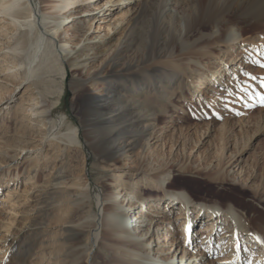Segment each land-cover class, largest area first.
<instances>
[{"label":"rangeland","instance_id":"1","mask_svg":"<svg viewBox=\"0 0 264 264\" xmlns=\"http://www.w3.org/2000/svg\"><path fill=\"white\" fill-rule=\"evenodd\" d=\"M10 1L0 0V264L82 263L83 251L91 245L78 224L87 215L94 218L101 198L112 193L131 210L132 224L138 223L135 215L145 202L156 201L150 212L170 233H158L156 224L146 235L149 242L165 243L168 236L170 242L180 240L172 250L181 240L186 243L191 231L198 229L200 238L209 235L208 217L189 228L193 208L187 214L183 208L167 211L170 195L158 179L208 205L221 200L201 190L224 172L254 189L241 194L243 202L259 192L256 201L263 206L264 18L251 14L253 0H226V18L243 28L238 42L227 40L226 25L218 33L205 25L198 8L202 0H172L180 6L178 16L169 18L161 13L167 0H20L23 6L16 10L22 13L14 15L6 11ZM36 6L42 26L53 28L63 21L61 43L79 55L74 64L61 60L57 45L44 42L37 49L35 10L31 13ZM109 6L108 18L99 19ZM254 22L259 27L252 29ZM88 37L100 38L99 47L83 50ZM141 85L150 87L143 101L157 114L156 137L114 153L116 143L130 140L132 132L125 127L130 116L120 115L111 127L99 118L97 96L107 95L108 87L120 102L110 108L118 109L136 97ZM67 91L70 113L64 102ZM42 105L52 108L53 124L62 119V142L43 138L35 113ZM235 203L246 211L243 203ZM145 215L147 222L150 213ZM262 223L264 218H257V226ZM215 228L214 242L209 245L206 237L197 248L186 244L178 248L177 259L191 251L199 264H226L228 254L219 250L231 247L230 236L216 234ZM104 241L91 264L112 256L102 248Z\"/></svg>","mask_w":264,"mask_h":264},{"label":"bare ground","instance_id":"2","mask_svg":"<svg viewBox=\"0 0 264 264\" xmlns=\"http://www.w3.org/2000/svg\"><path fill=\"white\" fill-rule=\"evenodd\" d=\"M27 1L29 2V0ZM226 3V0H202L198 4V8L201 14L204 16L203 22L206 23V26L216 28L218 33L219 27L226 25L229 31V37L227 40L238 42V40L243 35V28L236 27V25H234L233 19L226 18V14H228L229 11V8H227L228 4ZM116 4L118 7L122 5V3L119 1ZM22 6L23 3H21L20 0H12L10 1V5L7 7L6 11L8 13H12L13 15L20 14V12L22 13V10H16V8H21ZM179 6L180 5L174 3L172 0H167L164 8L161 10V13L165 17H177V8ZM250 6V12L254 17H257L256 19L264 18V0H253ZM111 9L112 7L110 6L105 8L99 19L106 20V18H108L107 16L112 11ZM34 10L35 13L32 15L34 16L33 28L36 29L39 34L38 43L36 46L37 49L40 50L44 45V42L50 43L55 48L57 45V47H59L58 55L61 60L70 65L74 64L76 60L79 59V55L75 54L76 52H74L73 49L70 50L65 44L61 43L60 38L62 32L60 31V27L63 24V21H58L57 25L55 27L53 26V28H49L46 25L42 26L40 23V18H38L37 14V6L35 9L31 10V13ZM93 18L94 17H92V19ZM181 22L183 35L186 33V23L183 22V20ZM116 23H111L113 28L117 25ZM256 23L257 22H254L251 27L252 29L259 27V25ZM115 29L118 30V27ZM108 41L109 39L107 42ZM99 43L100 38L99 40H96L92 37H88L86 44L82 49L84 50L86 47L97 48L100 45ZM35 54L37 53L35 52ZM222 73L223 71L220 72V76ZM112 74L114 76L118 75L115 69L113 70ZM171 84L172 82L170 85ZM139 88L140 89L138 90L136 97L132 98L133 100L131 99V101L129 100L130 102L127 99L124 100V103L119 105L118 109L110 108L114 103L120 102L117 100V98H115V95H109L110 92L108 87L105 89L107 91V95L97 96L98 102L101 106L100 112L98 114L99 118L101 117V119H103L104 117L111 127L115 126L118 119L121 118L120 115L130 116V118L125 121L127 122L125 125L127 132H132L130 140L127 143H124L125 145H123V142L125 141L116 143L112 150L114 153L121 152L126 148L132 147L135 142L143 138H146V140L149 141L150 139L156 137L154 129L157 126V114L151 110V107L144 104L143 101V98L149 93L150 87L141 85ZM70 108L72 111V104L70 105ZM35 113L37 114L38 121L36 124L44 127L43 138L50 139L51 141L58 143L62 142L63 134L59 131V124L62 123V119L58 124H53V122L50 120L52 108L43 107L42 109L40 107L35 111ZM94 149H92L93 152ZM97 151L98 154H101L103 158H111L109 155L110 153L107 154L106 152L100 151L99 149H97L96 152ZM212 175L213 174L211 172H207L208 177H212ZM177 179L180 178L178 177ZM181 179H183V177ZM211 179H215V182L209 183V185H207L205 188L201 187L204 188L201 191L209 192L212 195H215L216 198L221 200V202H214L213 204L208 205L197 204L189 197L186 192H176L170 188V185L167 184L165 186L166 181L164 179H158L157 182L163 189H165L166 193L170 195L167 211H172L174 208L180 209L181 211L183 208V213H181L187 214L186 209L189 207L192 210L193 208V213L196 215L191 216L192 222L191 225H189V228L191 227L196 229V227L203 221H206L205 218L208 217L209 221H211V225L209 224V227H211L207 228L206 230L210 231L211 235H205L200 238L198 236L200 235L198 229L195 234L191 231V234L186 239V243L184 240H181L178 247H175L172 250L170 248L174 247V243L176 244L180 240L173 239V241L170 242L172 237L168 236L166 237L167 242L165 243H162L160 239L156 240V238H154L153 242H149V240L146 238V235L152 230V228L156 226V224L159 225L157 230L158 233L161 229L164 231L166 230L167 234L170 233L169 228L164 226L162 220L158 218V214H156V212H150L152 211L151 209L156 206V201L149 200L145 202L141 212L135 215V221H138V223L132 224V221L131 223L130 221L128 222V215L130 214L131 210L118 204V195L112 193L102 197L101 202L99 199L101 206L99 207L98 214L95 215L94 218L88 219L90 217L87 215L84 217V220L78 224L80 231L88 232V241L91 247L87 251H83L85 257L82 263L80 262V259V263L76 261L73 264H91L95 257L94 252L97 249L96 247L100 245L103 240L106 241L103 242L102 248L109 253L112 252V256H108L105 263L103 264H199L198 260L195 259L196 255L191 256V251L188 253L187 249L186 252L188 254H183L179 257V259H177V250L180 247L182 248V246L184 247L186 244L191 247L195 244L197 248L198 244H202L200 243V240H205L206 237H208L206 243L210 245L212 242H214L212 234L215 227L218 229V231H215L216 234L223 231V235L230 236L228 244H231V247L227 248V245L226 248L223 247L224 249L219 250L220 252L224 251L226 254H228V256L224 257L225 262H227L226 264H264V223L257 226V218H264V203H262L263 206L261 207L259 202L256 201L260 198L261 194L256 192L255 194L251 195V198H249L247 202H243L241 194L246 191H253V188L244 186L240 184V182L234 181V179L229 178L228 175H225L224 172L218 173L217 176H214ZM237 185L241 188V191ZM135 195L131 196V201L135 198ZM129 200L130 199H128V201ZM235 202H239L241 205L243 203V205H245L246 211L242 213V211L237 208L238 204ZM133 206L135 207L136 205L134 204ZM170 208L171 210H169ZM146 212L150 213L147 222H145ZM223 220L227 221L224 223L227 224L226 226L222 225ZM146 225L147 227H145ZM142 231H145V233H142ZM100 235L102 236L103 240L100 238ZM155 240L156 242L154 243ZM167 250H171V253H167ZM83 252L80 251L76 254L79 256V258H81L83 256ZM185 256L187 257L185 258Z\"/></svg>","mask_w":264,"mask_h":264},{"label":"water","instance_id":"3","mask_svg":"<svg viewBox=\"0 0 264 264\" xmlns=\"http://www.w3.org/2000/svg\"><path fill=\"white\" fill-rule=\"evenodd\" d=\"M69 97H70V91H67V93H66V97H65V106H66V108H67V112L69 113V111H68V100H69Z\"/></svg>","mask_w":264,"mask_h":264},{"label":"snow or ice","instance_id":"4","mask_svg":"<svg viewBox=\"0 0 264 264\" xmlns=\"http://www.w3.org/2000/svg\"><path fill=\"white\" fill-rule=\"evenodd\" d=\"M252 78H253V79H256V77H252ZM261 86H264V83H262ZM244 91H246V89H245ZM260 103H261V104H264V97H261V99H260Z\"/></svg>","mask_w":264,"mask_h":264}]
</instances>
